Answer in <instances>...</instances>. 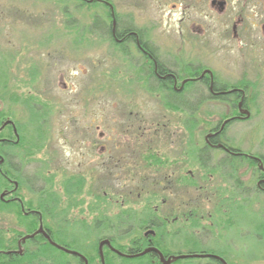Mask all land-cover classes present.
Wrapping results in <instances>:
<instances>
[{
    "label": "flooded vegetation",
    "instance_id": "1",
    "mask_svg": "<svg viewBox=\"0 0 264 264\" xmlns=\"http://www.w3.org/2000/svg\"><path fill=\"white\" fill-rule=\"evenodd\" d=\"M78 1L84 6L96 5L108 10L111 24L101 35L113 47L126 49L131 74L142 77L144 83H155L160 93L176 103L165 107L166 112L180 114L182 123L189 124V111L198 110L201 104L188 110L184 96L202 92L212 103L225 105L229 116L208 129L202 139L153 143L157 149L163 150V154L156 152V149L152 151V143L98 148L96 153L101 155V160L93 165L98 174L90 178L86 186L88 189L84 188L87 180L80 174L65 175L55 181L49 175L48 168L45 171L47 178L38 172H24L23 165L28 166L26 158L31 152L26 149L25 142L22 146L17 145L19 136L16 125L9 119L2 120L0 116V130L3 129L0 133L3 134L0 137L2 263L23 264L26 252L36 255L49 250L53 255L50 264H177L183 260L232 264L230 259L234 255L240 257V254H236L235 247L227 241V234L231 230L237 231L239 225L234 215L238 208L244 207L229 209L224 188L227 182L233 180L232 184L237 190L241 186L237 172L247 170L254 173L256 187L264 193V132L256 135L247 131L243 137L239 134L229 137L224 136L223 129L230 125L247 124L253 115L257 118L262 116L264 91H260L256 83L249 82L251 80L246 78L245 73L229 78L232 79L231 83L218 80L214 66L205 63H209L208 58L219 55L221 51L229 57L246 47L263 53L259 65L264 67V0H172L171 9L177 11L175 31L169 36V31L164 32L167 36L162 37L163 42L159 44L146 30L119 25L109 2ZM191 12H195V18ZM215 17L219 19V28L208 23V18L212 20ZM209 45L207 54L200 51V47ZM260 120L259 124L264 122L263 118ZM6 127L10 128L13 139ZM93 151L96 154L95 149ZM152 179L157 194L165 195L161 207H168L161 211L160 216L154 212L144 213L135 218L136 224L130 225L129 222L133 220H122L123 217L136 214L131 209H122L116 216L117 224L106 216H93L88 226L84 219L71 215L70 210L75 209L74 200L78 202L80 196H88L91 203L86 206L80 203L76 208L84 207L91 214L100 209L93 203L94 199L104 200L115 192L122 193L125 186L116 191L113 189L116 183L137 180L142 186ZM126 191L131 192L130 189ZM197 192L204 193L206 202L212 205L211 212L206 214V224L214 238V232L216 235L223 233L224 238L218 244L206 243L200 235L204 216L197 214V204L200 202ZM32 203L33 208L30 207ZM121 207L119 205V209ZM251 213L255 217L249 223L251 228L248 235L258 245L260 239H264V232L261 233L264 216ZM7 215L13 216V224L7 225L4 218ZM44 222H50L53 226L44 227ZM23 224L31 225L30 233L21 235ZM32 224H37V227L32 229ZM123 224L128 225L120 228ZM40 226L43 234L37 233ZM140 229L143 230L142 237L129 240V236H134V232ZM92 230L103 236L97 237L93 244L85 241V236ZM120 230H125L128 238L112 241L104 237V232ZM103 240L109 243L105 244ZM30 241V245L34 246L26 245ZM50 242L55 245H50ZM256 243L252 249L257 247ZM43 244L50 246H41ZM183 256L188 257L181 259Z\"/></svg>",
    "mask_w": 264,
    "mask_h": 264
},
{
    "label": "rangeland",
    "instance_id": "2",
    "mask_svg": "<svg viewBox=\"0 0 264 264\" xmlns=\"http://www.w3.org/2000/svg\"><path fill=\"white\" fill-rule=\"evenodd\" d=\"M105 1L113 7L119 25L146 30L158 44L163 42L164 32L169 31V36L175 31L177 11L171 9L172 0ZM192 17L195 18V12ZM109 20V12L104 7L84 6L78 0H0V113L2 120L9 119L20 125L19 136L31 152L26 158L28 166L23 165L24 172H38L47 178L48 168L55 181L65 175L80 174L87 180L84 188L88 189L90 178L98 174L93 169L101 160V155L96 153L98 148L202 139L208 129L229 116L225 105L212 103L202 92L184 96L188 110L201 104L198 110L189 111V124L182 123L180 114L166 112L165 107L176 103L160 93L155 83H144L142 77L131 74L126 49L113 47L101 35L111 24ZM207 20L219 28L217 17ZM208 48L210 45L199 49L207 54ZM218 54L213 58L206 55L210 62L205 63L214 66L218 80L231 83L229 78L245 73L249 82L264 91V67L259 65L262 52L243 47L234 56H225L222 51ZM262 113L258 118L253 115L247 124L227 126L223 129L224 136L239 134L243 137L247 131L256 135L263 133L264 122L258 123L260 118L264 119ZM6 131L13 139L11 130L6 128ZM153 145L152 151L156 149L163 154V150ZM236 177L241 185L237 190L233 180L224 188L229 209L244 207L238 208L234 215L239 225L237 231L227 234V241L235 247V253L240 254V257L234 255L230 262L264 264V239L257 245L248 235L249 223L255 217L251 212L264 216V193L257 189L253 172L240 170ZM153 182V179L142 182V186L137 180L116 183L113 185L116 191L125 186L122 193L115 192L105 201L94 199L93 203L100 209L91 214L84 207L76 208L80 203L85 206L91 203L88 196H80L79 204L74 200L71 215L84 219L88 226L93 216H106L117 224L116 216L122 209L135 212L136 215L122 219L133 220L130 225L136 224L137 217L144 213L154 212L160 216L168 207H161L165 195L157 194ZM129 189L130 193L126 191ZM197 195L200 200L197 214L204 216L199 223L203 227L199 228L203 230L200 235L206 243L218 244L224 238L223 233L214 232V238L206 224V214L211 212L212 205L206 202L204 193L197 192ZM30 207L33 208V203ZM4 218L7 225L14 223L11 215ZM43 225L53 226L50 222ZM30 226L23 224L21 235L30 233ZM36 227L37 224H32L31 228ZM103 234L124 237L125 230ZM142 235L143 230H137L129 240ZM101 236L92 230L85 241L93 244ZM255 243L257 247L252 249ZM205 263L183 260L177 264Z\"/></svg>",
    "mask_w": 264,
    "mask_h": 264
},
{
    "label": "trees",
    "instance_id": "3",
    "mask_svg": "<svg viewBox=\"0 0 264 264\" xmlns=\"http://www.w3.org/2000/svg\"><path fill=\"white\" fill-rule=\"evenodd\" d=\"M1 114V113H0ZM2 115V114H1ZM3 117V115H2ZM18 124H16V131L18 133V136L20 135V127L18 128ZM4 128V127H3ZM7 129H10L9 127H6ZM3 129L0 130V133L2 132ZM0 137H3V134L0 135ZM23 141L21 139V137L19 136V140H18V144L19 146H22ZM7 168V167H6ZM126 232H125V236L124 237H112L110 235L108 236H104L105 238L111 239L112 241H114L115 239H119L121 241H123L124 239L128 238V235L126 236ZM106 235V234H105ZM30 242H27L26 245H30ZM34 245H30V247H32ZM41 246H46L49 248L50 245L48 244H43ZM28 248V246L26 247V249ZM1 250V247H0ZM52 257L53 255L51 254V252L49 250H45V251H41V253L33 255V254H29V252H26L24 255V259H23V264H50L52 262ZM0 264L2 263V258H0Z\"/></svg>",
    "mask_w": 264,
    "mask_h": 264
},
{
    "label": "water",
    "instance_id": "4",
    "mask_svg": "<svg viewBox=\"0 0 264 264\" xmlns=\"http://www.w3.org/2000/svg\"><path fill=\"white\" fill-rule=\"evenodd\" d=\"M114 25H115V22L113 23V27H114ZM5 124H11V122H6ZM13 130H14V128H13ZM37 233H42V234L44 233L43 230H42V227H41V226H40V229L37 231ZM45 238L49 241L48 236L45 235ZM103 243L108 244L109 242H107L106 240H103ZM103 243H102V244H103ZM49 244H50V245H55V244H53L52 242H50ZM187 257H188V256H187ZM187 257H184V256H183V257H180V258H181V259H187ZM166 264H167V263H166Z\"/></svg>",
    "mask_w": 264,
    "mask_h": 264
}]
</instances>
